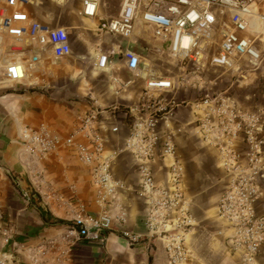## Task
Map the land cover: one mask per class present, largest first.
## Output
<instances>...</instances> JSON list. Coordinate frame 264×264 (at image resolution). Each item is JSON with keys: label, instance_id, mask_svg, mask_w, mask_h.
I'll return each instance as SVG.
<instances>
[{"label": "built area", "instance_id": "obj_1", "mask_svg": "<svg viewBox=\"0 0 264 264\" xmlns=\"http://www.w3.org/2000/svg\"><path fill=\"white\" fill-rule=\"evenodd\" d=\"M63 1L77 4L78 16L95 23L86 29L95 36L89 37L87 54L97 72L112 75L109 87L123 103L88 104L67 136L46 125L25 126L17 140L38 159L63 148L71 151L89 170L99 211L79 204L66 234L20 242L16 227L4 219L0 192V264H70L73 244L111 231L116 223L111 207L119 192L128 190L118 178L125 156L137 176L134 193L145 233L122 230L121 237L147 250L161 242L168 264H187L188 240L199 225L181 152L190 137L212 152L222 174L215 216L229 253L237 264H264V212L259 208L264 198V0H122L110 19L102 14V0ZM33 4L0 0V56L7 40L12 55L5 63L6 83L24 81L43 53L55 61L73 53L69 28L41 22L30 9ZM142 31L167 49L178 74L157 75L143 61L131 43ZM121 68L132 78L116 75ZM219 71L231 81L226 88H217ZM250 73L258 82L251 106L240 103L234 89ZM140 80L138 97L125 100L123 93ZM23 196L30 203L32 197ZM127 214L120 209L118 223L126 222Z\"/></svg>", "mask_w": 264, "mask_h": 264}, {"label": "crops", "instance_id": "obj_2", "mask_svg": "<svg viewBox=\"0 0 264 264\" xmlns=\"http://www.w3.org/2000/svg\"><path fill=\"white\" fill-rule=\"evenodd\" d=\"M104 2L105 0H102V4ZM102 14L105 16L103 8ZM37 19L41 22L44 20ZM88 22L92 24L91 27L95 26L92 21ZM9 42L7 40L2 49L5 54L0 56V192L3 199V212L8 210V216L11 218L9 222L18 232L23 235L27 233L35 235L26 241L46 236H60L66 234L74 223L79 204L88 205L92 213L99 211V207L94 202L95 189L90 182L89 170L65 148L38 159L17 140V135L25 126L37 129L41 125H46L62 136H67L74 130L76 114L86 109L89 103L64 99L50 100L41 91L36 90L34 86L39 80L37 75L44 69L43 64L47 59L52 57L49 53H43L41 63L29 72L27 79L22 82L6 83L4 81L5 63L12 58L6 47ZM88 43L87 38L86 47ZM31 53L32 51L27 52L25 56L29 58ZM125 71L127 70L121 68L116 73L126 79L128 77ZM55 75L58 74L55 73ZM250 97L246 95L244 105H254V98ZM111 138L115 140L118 137ZM131 165V158L125 156L118 166V178L125 181L128 190L119 192L116 197L117 204L115 202L116 205L113 204L111 207L110 213L116 220L114 228L103 232L99 238H83L73 244L69 254L70 264H168L163 243L155 242L152 248L147 250L144 246L131 247L121 237L122 230L145 233L141 203L135 198L134 193L138 180ZM5 169L20 175V183L23 185L26 183L33 193L32 196L36 197L37 194L33 192L29 184L32 181L35 192L40 194L37 200L44 199L45 193L49 195V203L44 199L38 204L51 215L50 223L55 220H64L67 223L46 225L37 211L31 215L26 210L17 212L13 205L6 207L5 197L14 196L15 193L10 188V178L5 175ZM187 188L193 201L195 216L199 221V225L188 240L191 258L187 264H237L235 257L229 253L223 236L218 233V229L222 228V223L215 216L218 199L212 215L199 212L197 205L201 201L200 193L191 194L189 181ZM23 194L29 195L28 191H23ZM67 200L70 204L65 202ZM263 200L264 198L259 202L260 209ZM119 204H121L120 207H118ZM122 208L128 213L126 222L118 223V213ZM261 211L264 212L262 209ZM17 216L23 217L22 221L18 222ZM13 221L19 224L16 225ZM52 257L50 260H53ZM261 259L264 261V250ZM28 260L30 259L27 257L25 262Z\"/></svg>", "mask_w": 264, "mask_h": 264}, {"label": "rangeland", "instance_id": "obj_3", "mask_svg": "<svg viewBox=\"0 0 264 264\" xmlns=\"http://www.w3.org/2000/svg\"><path fill=\"white\" fill-rule=\"evenodd\" d=\"M121 2L122 0H105L102 4L105 17L108 19L114 17L120 9ZM30 9L36 18L44 19L43 23L68 27L73 40V53L68 59L55 61L53 57H50L43 64L44 69L37 75L38 84L34 86L36 90L41 91L50 100L64 99L67 101H83L89 104L98 102L103 107L123 103L121 96L115 95V92L109 87L112 75L97 72L91 58L87 54L88 48L85 44L87 38L91 37L90 40H92L95 36L93 37L92 33L88 34L86 32L87 27L90 28L92 24L78 16L77 4L67 1L60 3L57 0H34V4L30 6ZM116 38L119 39L118 37ZM131 43L137 46L138 51L142 54L143 61L157 75L169 76L178 74L176 64L168 55L167 49L162 47L161 42L155 40L150 32L147 31L145 33L142 31V35L135 37L131 40ZM25 50H27L26 47ZM90 50H92V47H90ZM55 73L58 75H55ZM115 74L120 76L116 72ZM125 75L128 77L126 79L132 78V74L128 71H125ZM216 76H219L217 88H226L231 83L227 74L222 71L215 74ZM142 83L143 81L140 80L130 91L124 92L125 100H135L141 90ZM257 83L253 74L250 73L245 78L239 79V82L235 84V95L242 104L245 103L244 98L246 95L253 97L254 93L257 92ZM181 152L187 161L190 192L191 194L199 192L201 196V201L197 205L199 212L212 215L216 201L224 189V183L221 181L222 174L216 166L214 155L196 137L186 139L184 146L181 147ZM5 175L10 178V188L15 193L14 196L9 197L7 195L5 197L6 207L9 208L10 205H13L17 212L26 210L31 215L36 213L35 208L30 206L23 196V191H28L29 195L37 200L40 194L35 192L33 182L31 181L29 184L33 192L37 194L36 197L32 196L33 193L26 183L24 185L20 183V175L6 169ZM43 197L45 200L42 198L40 201L43 202L44 200L49 203V195L45 193ZM261 209L264 210V200L261 203ZM8 214L7 210L4 213V218L7 222L11 219ZM21 218L23 217L17 218L18 222L22 221ZM18 222L13 221L16 225L19 224ZM220 228H217L218 231ZM21 234V232H18L17 235L20 236ZM20 258L24 259L23 257Z\"/></svg>", "mask_w": 264, "mask_h": 264}, {"label": "trees", "instance_id": "obj_4", "mask_svg": "<svg viewBox=\"0 0 264 264\" xmlns=\"http://www.w3.org/2000/svg\"><path fill=\"white\" fill-rule=\"evenodd\" d=\"M40 202V200H35L33 198H31V201H30V206H32L33 208H35L36 211H38L44 221V223L46 225H49L50 223V219H51V215L45 210V208L42 206V205H39L38 203ZM67 222L64 221V220H55L54 222L51 223V225H54V224H60V225H65ZM73 224V223H72ZM33 236H35L34 234H21L20 236L18 235V240L20 242H25L26 240L32 238Z\"/></svg>", "mask_w": 264, "mask_h": 264}, {"label": "bare ground", "instance_id": "obj_5", "mask_svg": "<svg viewBox=\"0 0 264 264\" xmlns=\"http://www.w3.org/2000/svg\"><path fill=\"white\" fill-rule=\"evenodd\" d=\"M57 1L62 2L63 0H57ZM28 77H29V76H27V78H28ZM27 78H26V79H27Z\"/></svg>", "mask_w": 264, "mask_h": 264}]
</instances>
